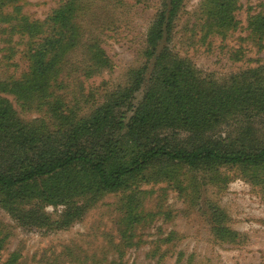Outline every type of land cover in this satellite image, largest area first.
I'll return each mask as SVG.
<instances>
[{
  "label": "rangeland",
  "instance_id": "rangeland-1",
  "mask_svg": "<svg viewBox=\"0 0 264 264\" xmlns=\"http://www.w3.org/2000/svg\"><path fill=\"white\" fill-rule=\"evenodd\" d=\"M64 1L0 0V80L23 77L30 35ZM77 1L72 21L80 36L55 90L65 108L85 117L145 65L149 29L165 0ZM211 1L183 0L170 39L159 48L220 84L263 67L264 35L248 22L264 12V0H235V24L225 26L208 17ZM144 89L135 92L128 115L140 107ZM0 95L24 121L43 114L8 91ZM256 128L263 137L264 126ZM127 185L76 195L68 206L31 193L12 203L0 199V264H264V163L190 168L162 161ZM68 208L74 214L68 226L49 223Z\"/></svg>",
  "mask_w": 264,
  "mask_h": 264
},
{
  "label": "trees",
  "instance_id": "trees-1",
  "mask_svg": "<svg viewBox=\"0 0 264 264\" xmlns=\"http://www.w3.org/2000/svg\"><path fill=\"white\" fill-rule=\"evenodd\" d=\"M182 1L165 0L149 29L145 65L85 117L65 108L55 90L66 55L80 36L72 21L78 1L65 0L36 26L25 53L27 71L20 79L0 80V93L8 91L22 105L43 111L24 121L0 95L1 200L12 203L31 193L68 206L76 195L127 187L133 176L162 161L190 168L264 163V136L256 135V123L264 126V66L240 71L220 84L202 77L165 46L159 48L170 39ZM211 2L208 17L216 26L235 24V0ZM248 23L259 38L264 35V12ZM141 85L142 103L128 115ZM257 117L262 120L255 121ZM222 125L230 128L215 129ZM73 217L68 208L58 219L47 220L62 228Z\"/></svg>",
  "mask_w": 264,
  "mask_h": 264
}]
</instances>
